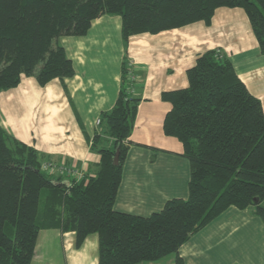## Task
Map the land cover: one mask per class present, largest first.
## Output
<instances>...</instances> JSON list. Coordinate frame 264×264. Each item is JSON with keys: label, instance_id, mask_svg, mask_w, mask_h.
Here are the masks:
<instances>
[{"label": "trees", "instance_id": "obj_1", "mask_svg": "<svg viewBox=\"0 0 264 264\" xmlns=\"http://www.w3.org/2000/svg\"><path fill=\"white\" fill-rule=\"evenodd\" d=\"M221 7L245 10L264 54V0H0V93L16 88L22 76L42 87L72 78L75 68L60 39L86 36L100 17L121 18L128 47L135 35L210 24ZM129 64L125 58L119 97L102 113L91 142L101 157L94 176L66 180L45 170V155L0 127V264H31L46 228L75 232L78 248L98 234V264L154 263L172 255L185 264L179 249L228 208H253L264 220L263 105L216 50L187 71V88L163 94L172 104L164 133L183 144L190 164L189 197L172 199L149 217L115 210L141 102Z\"/></svg>", "mask_w": 264, "mask_h": 264}, {"label": "crops", "instance_id": "obj_2", "mask_svg": "<svg viewBox=\"0 0 264 264\" xmlns=\"http://www.w3.org/2000/svg\"><path fill=\"white\" fill-rule=\"evenodd\" d=\"M60 43L75 75L42 87L22 76L16 88L0 93V126L35 148L68 177L90 175L101 157L91 150L100 128L97 119L111 110L120 93L122 64L128 59L135 77L133 94L141 98L115 210L149 217L172 199H187L191 169L183 144L164 133L172 104L163 94L189 86L187 71L211 50L227 56L241 81L264 110V54L242 8H218L204 21L158 34L122 38L119 16L93 21L83 37ZM73 173V174H72ZM77 234L59 228L39 232L31 264H98L99 236L76 246ZM185 264H264V220L253 208L230 207L193 235L180 249ZM142 264H175V256Z\"/></svg>", "mask_w": 264, "mask_h": 264}, {"label": "rangeland", "instance_id": "obj_3", "mask_svg": "<svg viewBox=\"0 0 264 264\" xmlns=\"http://www.w3.org/2000/svg\"><path fill=\"white\" fill-rule=\"evenodd\" d=\"M217 51V53H219V54H222L221 53V51H219V50H216ZM223 55V54H222ZM130 65V64H129ZM130 68H131V66H130ZM98 120V119H97ZM97 126V125H96ZM1 127V126H0ZM98 128H101V126H97ZM2 128V127H1ZM3 129V128H2ZM5 130V129H4ZM6 131V130H5ZM7 132V131H6ZM7 134L9 135V136H11L8 132H7ZM12 137V136H11ZM13 138V137H12ZM15 139V138H14ZM49 162H44V169H45V165L46 164H48ZM51 163V162H50ZM49 163V164H50ZM54 165V164H53ZM56 168H55V170L52 172V173H54V174H56L57 176L58 175H61V176H63V177H65L67 174H66V172H68L67 170L66 171H62V169H61V166H58V165H56L55 166ZM57 168H60V169H57ZM46 170V169H45ZM73 174V173H72ZM79 175V174H78Z\"/></svg>", "mask_w": 264, "mask_h": 264}, {"label": "built area", "instance_id": "obj_4", "mask_svg": "<svg viewBox=\"0 0 264 264\" xmlns=\"http://www.w3.org/2000/svg\"><path fill=\"white\" fill-rule=\"evenodd\" d=\"M130 79L132 80V81H135V77H134V75H133V72H132V70H130ZM101 124H102V120H101V118H99L97 121H96V125L97 126H101ZM55 165H53L52 163H48V164H46L45 165V169L46 170H48V171H50V172H53L54 170H55ZM57 169H60V168H57ZM62 169V171H64L65 169H63V168H61Z\"/></svg>", "mask_w": 264, "mask_h": 264}, {"label": "water", "instance_id": "obj_5", "mask_svg": "<svg viewBox=\"0 0 264 264\" xmlns=\"http://www.w3.org/2000/svg\"><path fill=\"white\" fill-rule=\"evenodd\" d=\"M114 164L115 165H118L119 164V153L118 152H117V155H116V157L114 159Z\"/></svg>", "mask_w": 264, "mask_h": 264}]
</instances>
